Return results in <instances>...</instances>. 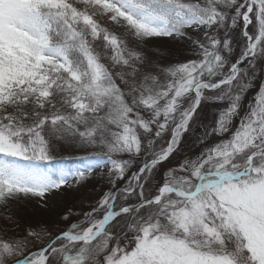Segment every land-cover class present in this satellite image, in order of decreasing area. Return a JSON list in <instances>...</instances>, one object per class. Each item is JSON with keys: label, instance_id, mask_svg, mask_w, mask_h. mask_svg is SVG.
I'll return each instance as SVG.
<instances>
[{"label": "snow or ice", "instance_id": "1", "mask_svg": "<svg viewBox=\"0 0 264 264\" xmlns=\"http://www.w3.org/2000/svg\"><path fill=\"white\" fill-rule=\"evenodd\" d=\"M241 25L245 47L233 63L229 33ZM173 37L197 58L153 69L129 46ZM262 60L264 0H0V206L30 197L47 206L103 167L111 185L39 251L27 249L46 229L0 228V264H264V88L227 140L169 169L145 196L202 101L227 102L213 131H229ZM54 141L91 150L87 168L42 170ZM141 153L138 171L113 191L133 162L117 157ZM133 193L136 204L117 207Z\"/></svg>", "mask_w": 264, "mask_h": 264}, {"label": "rangeland", "instance_id": "2", "mask_svg": "<svg viewBox=\"0 0 264 264\" xmlns=\"http://www.w3.org/2000/svg\"><path fill=\"white\" fill-rule=\"evenodd\" d=\"M109 27L116 30L118 33L122 32V29H119L110 23ZM187 31L188 35L193 38L201 35V33L193 32L190 29ZM248 31L253 33V27L249 26ZM240 33H242V25L232 29L229 33L233 49L231 55L229 56V60L233 63L239 59L242 53L239 51V48H237V44L239 43L237 42V36ZM220 35L223 36V33H220ZM155 41H160L166 49L177 55L176 63L197 58L193 55L194 49L191 47V42L188 40H182L176 37L151 38L141 41L140 43L143 45H152ZM249 84L250 87L242 96L240 102V114L233 118L229 131L224 134H216L213 130L216 128L219 114L227 107V102H218L211 99L201 102L193 120L189 125L188 131L183 133L176 151L166 162L158 166V168L152 173L149 182L145 184L146 197L156 194V189L162 184L163 177L169 169L176 168L186 159H195L210 147L220 143L221 141L227 140L232 135V132L235 131L239 125L240 118L246 113L249 105L254 101V98L257 96L259 91L264 88V60L257 62L255 75L249 81ZM206 95L214 97L216 93L208 92ZM170 139L171 131L166 132L157 141V147H166ZM71 146L72 144H68L63 141H54L51 151L53 159L48 162H42L38 166L42 170L53 175H58L60 172L74 173L77 169L85 170L89 163V155L79 152L70 157L69 154H67V149L71 148ZM119 157L120 158L118 159H131L133 162L124 179L116 182V188L112 189L113 191L125 187L127 181L132 176V173L138 171L141 166L144 154L141 153L139 157H131L128 154H123ZM19 163L25 162L19 161ZM110 187L109 169L107 167H103L102 170L97 169L92 172L84 182L78 183L74 180L72 181L71 187L63 188L59 193L51 195L47 199V206H43L42 201L36 197L21 198L18 201H9L8 206L16 202H25L34 215L27 223L26 230L33 229L41 231L42 229H46L51 233V235L40 241H33L30 249L39 251L45 247L50 240L54 239L55 235L67 230L72 223L81 221L83 219V214L90 212L92 208L97 205V202L102 197L104 192L108 191ZM86 199H89L87 204ZM138 200L139 197L136 193H133L132 196L126 200L118 199L117 207L121 204L125 206L134 205L138 202ZM7 207L0 206V228L5 227L3 220H5V214H8ZM63 214L68 215L69 218L67 221L61 219ZM5 229L6 228H4V230Z\"/></svg>", "mask_w": 264, "mask_h": 264}, {"label": "trees", "instance_id": "3", "mask_svg": "<svg viewBox=\"0 0 264 264\" xmlns=\"http://www.w3.org/2000/svg\"><path fill=\"white\" fill-rule=\"evenodd\" d=\"M107 27H109V24L107 25ZM109 29L112 31H116L111 29L110 27ZM237 38V42H239L237 44V48H239V51L242 52L245 47V38L243 37L242 33H240ZM129 46L140 51L146 58L148 63L153 67V69L166 68L169 65L176 64L177 55L166 49L160 41H155L152 45H143L140 42L130 40ZM117 82L119 83V81ZM79 152L85 155H91V150L85 151L76 145H72L71 148L67 149V154H69L70 157H72L73 154H77ZM88 201L89 199H86V204ZM7 213V215L11 216L12 222L11 224H9L5 220H3L5 226L4 228H6L3 234L5 236H23L26 231L27 223L30 221V218H33L34 216L29 209V206L25 202H16L7 207ZM32 243L29 245L27 252H36V250L30 249Z\"/></svg>", "mask_w": 264, "mask_h": 264}]
</instances>
